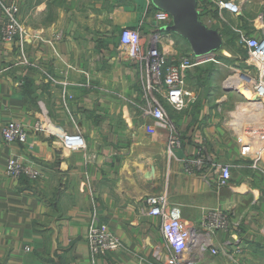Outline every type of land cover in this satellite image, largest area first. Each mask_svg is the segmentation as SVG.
<instances>
[{
	"label": "crops",
	"instance_id": "1",
	"mask_svg": "<svg viewBox=\"0 0 264 264\" xmlns=\"http://www.w3.org/2000/svg\"><path fill=\"white\" fill-rule=\"evenodd\" d=\"M232 1L238 16L196 1L198 21L218 33L223 52L188 71L185 109L164 104L182 141L167 162L169 131L136 109L143 105L142 70L119 46L124 28L137 29L148 45L160 11L153 0H20L25 52L37 68L17 64V42L0 43V264H163L154 256L164 247L159 220L139 213L147 196L163 191L190 227L197 229L207 210L231 216L230 233H201L209 246L191 248L186 257L194 264H264V106L246 86L249 96L228 90L230 69L220 61L230 43L226 17L236 19L241 36L259 38L264 1ZM160 36L168 56L193 54L176 33L164 29ZM86 82L89 88L81 86ZM64 89L72 97L67 109ZM39 118L68 133L75 124L87 160L41 133L25 145L2 142L5 123L28 128ZM197 155L202 164L187 172L184 162ZM11 157L34 164L40 178H6ZM217 165L231 170L220 189ZM93 222L116 235L122 250L92 261L85 236Z\"/></svg>",
	"mask_w": 264,
	"mask_h": 264
},
{
	"label": "built area",
	"instance_id": "2",
	"mask_svg": "<svg viewBox=\"0 0 264 264\" xmlns=\"http://www.w3.org/2000/svg\"><path fill=\"white\" fill-rule=\"evenodd\" d=\"M202 6L209 1L219 12L227 11L233 16L240 14L241 8L232 0H196ZM0 10L2 23L0 26V43L17 42V64L37 68L30 61L25 52L24 43L28 38L27 32L20 20V0H0ZM156 23V33H154L147 46L142 44L141 37L137 29L124 28L120 32L119 46L124 51L127 58L140 65L142 70V102L136 104V109L142 111L141 114L149 116L156 124L167 128L169 137L166 142L164 156L167 162L174 158V152L181 149L182 141L180 134L167 115L164 104L169 105L173 110L181 111L187 106L186 78L190 69L210 62L215 58L210 53L204 56H194L193 54H181L168 56L160 48V42L165 27L170 24L171 17L162 11L154 14ZM243 48L248 54V65H251L258 72V78H251L242 75L248 80L244 86L250 88V92L258 104L264 106V28L259 38L244 36L242 38ZM48 80L55 81L46 74ZM250 83V85H249ZM65 85V84H64ZM81 86L90 87L89 82ZM72 97L64 89L62 92L63 105L67 109L68 102ZM74 124V122H73ZM68 133L46 119L39 118L31 127H25L18 122L9 121L2 126L1 139L5 145H25L31 134H44L57 138L58 144L63 151L82 152L86 161L87 143L84 135L77 129ZM193 159L184 162L186 171L190 172L191 166L199 168L202 164V157L197 155ZM217 189L226 187L231 181V170L227 165H217ZM6 178L18 181L26 178L30 181H37L41 176L38 167L30 162H25L18 157H11L7 160L5 169ZM142 217L157 218L159 220V232L164 242V247L156 248L155 258L163 264H194L187 254L191 248H195L199 243L208 247L209 244L203 239L201 233L212 235L222 231L230 233L232 230V220L228 211L207 210L199 220L198 230L188 226L181 218L178 208L173 207L168 199L166 191L147 196L139 210ZM85 241L90 251L92 261L103 257L107 253L122 250L120 239L113 233L98 226L96 222L89 225ZM212 255H217L218 250H210Z\"/></svg>",
	"mask_w": 264,
	"mask_h": 264
},
{
	"label": "water",
	"instance_id": "3",
	"mask_svg": "<svg viewBox=\"0 0 264 264\" xmlns=\"http://www.w3.org/2000/svg\"><path fill=\"white\" fill-rule=\"evenodd\" d=\"M153 3L158 10L172 18V26L165 30L172 31L184 39L194 56L223 52V43L218 33L206 29L198 21L196 0H153ZM253 102L257 100L253 99Z\"/></svg>",
	"mask_w": 264,
	"mask_h": 264
},
{
	"label": "rangeland",
	"instance_id": "4",
	"mask_svg": "<svg viewBox=\"0 0 264 264\" xmlns=\"http://www.w3.org/2000/svg\"><path fill=\"white\" fill-rule=\"evenodd\" d=\"M241 2L242 6H245L248 4V1H258V0H238ZM263 2L264 0H259ZM245 4V5H244ZM226 27L225 31H227V35L230 38V43L226 44L224 46L225 52L223 53L224 55L220 56V61L230 69V78L228 79V90H231L232 93H235L236 87L240 88L241 95L244 94V96H249L245 95L243 92V86L244 85V80L242 75H247L251 78H253L254 71L251 69V65H248V54L243 48V41L242 38L244 36H249V34H245L244 36H241L239 33V30L234 27V22L236 23L235 18H227L226 17ZM181 52H186L183 47L181 46ZM217 54V53H214ZM242 78V79H239ZM247 90L246 92H250L249 87H245ZM252 95V93L250 92ZM243 96V95H242Z\"/></svg>",
	"mask_w": 264,
	"mask_h": 264
},
{
	"label": "bare ground",
	"instance_id": "5",
	"mask_svg": "<svg viewBox=\"0 0 264 264\" xmlns=\"http://www.w3.org/2000/svg\"><path fill=\"white\" fill-rule=\"evenodd\" d=\"M240 79H242V78H240ZM244 81V84H246V82L248 81V80H245V79H243ZM250 84V83H249ZM243 87H244V85H242Z\"/></svg>",
	"mask_w": 264,
	"mask_h": 264
}]
</instances>
